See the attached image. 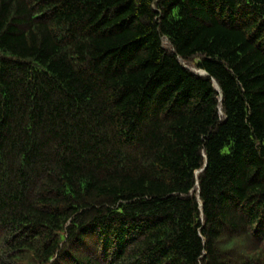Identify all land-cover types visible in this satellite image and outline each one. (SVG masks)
<instances>
[{"label":"trees","instance_id":"1","mask_svg":"<svg viewBox=\"0 0 264 264\" xmlns=\"http://www.w3.org/2000/svg\"><path fill=\"white\" fill-rule=\"evenodd\" d=\"M0 264H264V0H0Z\"/></svg>","mask_w":264,"mask_h":264}]
</instances>
